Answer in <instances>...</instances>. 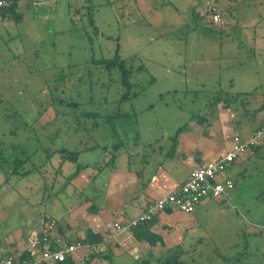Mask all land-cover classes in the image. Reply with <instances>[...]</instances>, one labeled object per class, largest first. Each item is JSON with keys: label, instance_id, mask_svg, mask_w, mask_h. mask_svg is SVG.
<instances>
[{"label": "rangeland", "instance_id": "1", "mask_svg": "<svg viewBox=\"0 0 264 264\" xmlns=\"http://www.w3.org/2000/svg\"><path fill=\"white\" fill-rule=\"evenodd\" d=\"M210 6L219 23H207ZM17 11L22 20H0V244L13 255L46 231L45 217L56 221L53 235L64 228L95 188L105 190L104 171L137 151L136 160L137 143L174 135L216 92L252 93L228 105L234 127L244 107L249 120L264 103V0H23ZM116 51L135 98L121 99L117 69L93 63ZM22 148L27 174L14 175ZM62 149L80 152L78 162H61ZM77 164L88 165L82 187L72 176ZM244 165L227 172L229 197L210 200L184 230L175 249L182 264H264V152ZM145 261L157 264L149 255L104 264Z\"/></svg>", "mask_w": 264, "mask_h": 264}, {"label": "crops", "instance_id": "2", "mask_svg": "<svg viewBox=\"0 0 264 264\" xmlns=\"http://www.w3.org/2000/svg\"><path fill=\"white\" fill-rule=\"evenodd\" d=\"M21 2L23 0L18 3V7ZM217 109V111L213 109V112L215 111L218 117L209 120L207 127H203L189 118V123L183 125L186 127L185 131L178 135L177 144L170 156H168L172 145L170 137L164 142H155V149L153 148L154 144L147 147V145L142 146L141 143H137L136 148L141 153H137L136 160L137 151L133 155L131 154V158L129 161L126 160V164L122 168L118 169L113 164L107 171L108 173L104 171L106 175L103 179L105 190L95 188V193L90 196L96 204L94 202V205L90 201L91 199L87 198L81 206L79 214L75 213L74 217L68 216L63 225L64 228L62 225H57L56 234L53 235L52 231L49 232L52 245L61 247L67 244L66 241L83 238L87 230L106 237L98 253L102 257L90 255L81 261L83 254L76 252L72 257L73 264H104L114 258L127 257L135 260L147 255L158 260L172 248H180L184 242V230L192 228L196 224L201 209L207 206L210 200L223 202L229 196L217 200L209 199L192 214L174 210L156 216L150 230L162 238V243L159 242L153 247H149L144 241L136 240L133 231L116 234L113 230L114 223L136 217L143 211L147 203L163 197L184 183L193 168L206 166L222 158L229 150L235 135L247 138L251 134L247 127L248 120L245 112L243 116H237L239 118L238 125L234 127L231 116H229V108L225 107V112L221 111L222 109L219 107ZM260 116L264 117V113ZM241 124L247 126H241ZM245 158L243 156L237 160L231 168L245 167ZM227 172L226 177H228ZM79 175L78 179L76 178L77 185L82 187L84 180ZM87 181L85 184L88 186L91 182L89 178ZM69 214H73V211H70ZM40 229L42 230V227ZM41 230L35 231L33 236L39 234ZM20 237H23L22 232L18 233L16 239ZM29 238L27 237L26 240ZM5 246L9 245L5 244ZM109 253L110 258H105Z\"/></svg>", "mask_w": 264, "mask_h": 264}, {"label": "built area", "instance_id": "3", "mask_svg": "<svg viewBox=\"0 0 264 264\" xmlns=\"http://www.w3.org/2000/svg\"><path fill=\"white\" fill-rule=\"evenodd\" d=\"M9 5L8 0H0V9ZM209 13L215 12L211 7ZM212 21L220 22L218 14L213 13ZM264 145V126L255 132L248 141H242L234 136L229 150L222 158L206 166L193 168L187 180L163 197L147 203L143 211L136 217L114 223V232L121 234L132 232L138 226L151 222L156 216L166 211H179L186 214L194 213L205 201L209 199H223L234 189V182L225 176L237 160L241 159L251 146ZM55 221L47 222L46 231L41 230L29 241L31 257L23 260L18 255H12L4 250L0 244V264H63L72 258L76 252H83L81 261L91 254H98L102 244L89 245L83 242L65 244L61 247H52L49 232ZM7 252V253H6Z\"/></svg>", "mask_w": 264, "mask_h": 264}, {"label": "trees", "instance_id": "4", "mask_svg": "<svg viewBox=\"0 0 264 264\" xmlns=\"http://www.w3.org/2000/svg\"><path fill=\"white\" fill-rule=\"evenodd\" d=\"M8 1H9V5L0 9V20L1 21H4L5 19H14L15 21L22 20L23 15L17 11L16 0H8ZM210 7L213 8V6H210ZM213 13H216V11ZM213 13H207L208 15L205 16V17H208L210 19L207 22L209 24H214V22L212 21V18H211ZM201 18L202 17H200V19ZM93 63H95L97 66H100L102 69H104L108 72L111 70H116V69L120 72V84H121L122 90L124 91V93L122 94V97H121L122 100L132 99V98H135L137 96L136 92H133V93L131 92L132 88L134 86V84L129 81V77H130L131 73H130V71H128L126 69L123 60H121V58L118 54V51H116L114 56L110 59H99V60L93 61ZM222 94H224V95L222 96ZM251 94L252 93L230 94L228 92L218 91V92H216L215 96L213 97L212 102H209L208 105L206 104L204 111L201 114H192L190 117V120L195 121L197 124L202 125L203 127H207V125H208L207 122L209 121L208 117H210L211 113L213 114V109H215V107H217L218 104L223 103L224 104L223 107L229 108L228 105L230 106L231 103H233V102L235 103L237 101V99H239L240 97H242L241 102L243 101L246 103L247 100L249 99V97L251 96ZM243 109H245V112L247 111L245 107ZM257 112H263L264 113V103L262 104V106L258 110H256V111L254 110L251 112V115H250L251 118L248 120V123H250L251 125L253 123H255L254 117L257 114ZM263 126H264V120H261L260 126H258L257 128H254L255 124L250 127L251 134L247 138H241L239 135H235V136L239 137L242 141H248L252 137V135L255 132H257L258 130H260ZM185 128H186L185 126L179 127L176 130V132L174 133V135H172L169 138V140L172 141V145H171L170 151L168 152V156L173 154V151H174L175 146L177 144L178 135L181 132L185 131ZM232 141H233V139H232ZM87 149L91 150L92 147L87 148ZM20 150H21L20 152H18L17 150H15V152H18L19 154L25 155V158H21V156L19 154H17L15 156V158L13 159L12 166H11V168H12L11 173L14 175H16V174H18V175L27 174L23 170H24V166L26 165L29 157L28 156L26 157V152H25L24 148H22ZM263 152H264V145L251 146L249 151L244 155V158L246 157L244 159V161L249 159V157L256 156L258 153L262 154ZM59 153L61 156V162H63V163L65 161L77 163L79 156H80V152H77V151L70 152V151H67L65 149H62L61 151H59ZM115 157H116V155H113L107 163L112 164ZM0 161H3L1 152H0ZM232 166H233V164H232ZM85 168H87L86 164L85 165L77 164L76 171L72 174V176L77 177L80 174V172L82 170H84ZM234 189H235V184H234ZM45 220L47 222H50L51 220H54V219H52L51 217H49V218L45 217ZM153 221L154 220H152L149 223L140 225L136 229L133 230L134 238L138 241H144L149 247L156 246L159 242H160V244L162 243V238L160 236L152 233L150 230ZM39 236H41V233H39ZM105 238H104V235H101L99 233H94L91 230H87L86 234L83 238H79V239H76L74 241H69V242H67V244H72L75 242H83V243H86L89 245H99V244L104 243ZM52 247H55V246L52 245ZM7 252H9V251H7ZM169 252H171L170 255L166 254V255L160 257L157 260V264H182V261L180 260L181 254L179 253V251L175 250V248H174L172 250H169ZM80 254H83V252H80ZM91 256L102 257L101 254H91ZM110 256L111 255L109 253L106 257L105 256L104 257L109 259ZM30 257H31V252L26 249L19 254L18 259L23 260V259H27ZM63 264H73L72 258H69ZM144 264H149V262L145 261Z\"/></svg>", "mask_w": 264, "mask_h": 264}]
</instances>
